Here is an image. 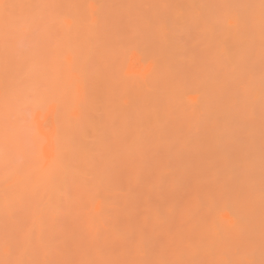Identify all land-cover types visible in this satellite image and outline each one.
<instances>
[{"label":"rangeland","instance_id":"rangeland-1","mask_svg":"<svg viewBox=\"0 0 264 264\" xmlns=\"http://www.w3.org/2000/svg\"><path fill=\"white\" fill-rule=\"evenodd\" d=\"M0 22V81H3L0 92L5 96L13 86L24 93L22 65L26 64L31 74L24 80L29 82L35 77L29 82L34 90L28 85L26 100L36 102L44 93L51 96L43 101L47 104L44 112L34 114L36 132L44 139L34 145L24 143L30 135L23 123L25 116L21 115L26 104L18 102L16 96L11 97V93L8 100L4 97V102L0 101V131L6 127L5 139L0 135L5 145H0V189L6 188L0 192L7 195L10 191L23 190L21 198L28 206L15 197L17 209L13 198L9 201L7 198L8 202L0 198V209L5 206L3 213L0 211V264H18L20 258L19 264L22 261L23 264H237L239 261L260 264L264 260V6L261 0H0ZM62 32L68 33L67 36L63 33L62 38ZM53 41L56 43L52 44ZM73 42L77 46L73 47ZM52 45L57 47V55H53L56 50H51ZM130 45L135 51L127 53ZM50 71L53 76L49 75ZM45 87L53 92L44 91H48ZM12 106L22 113L17 114ZM51 116L53 123L56 122L52 128L54 134L49 136L51 139H45L40 133L50 134ZM13 142H20V150L11 153L8 145ZM82 154L86 160L90 155L92 159L86 162ZM38 166L45 169L41 170L47 176L43 180L39 176V183L44 184L47 178V183H53L52 189L47 183L38 190L34 186L38 180L33 176L38 174L32 172ZM59 168L63 170L60 174ZM53 169L55 174L51 175ZM36 170L39 173V168ZM73 170L82 174L86 171L80 177L81 185L78 180L81 173L77 175V183ZM64 179L68 185L66 195L71 189V194L74 193L66 199L58 194L60 186V192L65 195L66 185L61 181ZM26 187L41 194L36 211L32 209L36 193L29 191L30 196ZM52 190L57 193L59 206L56 194L51 195V202L48 192ZM49 198L53 206L45 203L42 209ZM68 199L72 203L67 206ZM4 202L8 208L9 202L11 207L14 205V212L11 210L14 216L7 215ZM26 208L34 211V215L28 211L30 216L25 215ZM39 211L45 213L37 222L34 218L41 215ZM55 212L56 216H52ZM75 220L77 226L72 224ZM55 223L57 227L53 228ZM9 225L11 230L15 228L11 231ZM60 225L64 228L66 225L65 230L69 231ZM16 227L21 235L15 233ZM33 229L36 231L31 233ZM38 231L43 234L37 243Z\"/></svg>","mask_w":264,"mask_h":264},{"label":"bare ground","instance_id":"bare-ground-1","mask_svg":"<svg viewBox=\"0 0 264 264\" xmlns=\"http://www.w3.org/2000/svg\"><path fill=\"white\" fill-rule=\"evenodd\" d=\"M36 1H37V0H36ZM39 1H40V0H39ZM33 2H34V1H33ZM26 3H27V2H26ZM33 5H34V4H33ZM23 6H24V5H23ZM34 6H35V5H34ZM41 8H42V7H41ZM2 9H4V7H3ZM22 9H23V8H22ZM5 10H6V8H5ZM5 10H2V11H5ZM2 11H1V12H2ZM9 12H10V11H9ZM17 12H18V11H17ZM27 12H28V11H27ZM3 13H4V12H3ZM13 13H16V12L13 11ZM4 14H6V12H5ZM8 14H9V13H8ZM1 16H4V15H1ZM7 16H8V15H7ZM20 16H21V15H20ZM35 16H36V15H35ZM2 19H5V18H2ZM13 19H14V18H13ZM7 20H8V18H7ZM27 20H28V19H27ZM30 20H31V19H30ZM34 20H35V19H34ZM39 20H42V19H39ZM39 20H38V21H39ZM14 21H15V20H14ZM36 21H37V20H36ZM36 21H35V22H36ZM1 22H2V20H1ZM1 22H0V23H1ZM8 22H10V21L8 20ZM12 22H13V21H12ZM12 22H11V23H12ZM25 22H26V21H25ZM40 22H41V21H40ZM42 22H43V20H42ZM42 22H41V23H42ZM33 23H34V22H33ZM1 24L3 25L4 22H2ZM7 24H9V23H7ZM38 24H39V22H38ZM36 25H37V24H36ZM5 26H6V25H5ZM7 26H8V25H7ZM51 26H52V25H51ZM143 26H145V25L143 24ZM46 27L49 28V25L46 26ZM68 28H69V27H68ZM94 28H95V27H94ZM98 28H99V27H98ZM144 28H145V27H144ZM45 29H47V28H45ZM49 29H50V28H49ZM51 29H52V28H51ZM51 29H50V30H51ZM50 30H49V31H50ZM129 30H130V28H129ZM23 31H24V29H23ZM30 31H31V30H30ZM52 31H54V30H52ZM61 31H63V30H61ZM126 31H127V30H126ZM43 32H44V31H43ZM47 32H48V30H47ZM70 32H71V31H70ZM90 32H91V31H90ZM90 32H89V33H90ZM93 32H94V30H93ZM212 32H213V31H212ZM63 33H64V32H62V34L60 33L61 36L64 35V34H66V33H64V34H63ZM87 33H88V32H87ZM87 33H86V34H87ZM89 33H88V34H89ZM60 34H59V35H60ZM67 34H68V33H67ZM67 34H66V36H67ZM90 34H92V33H90ZM210 34H211V33H210ZM43 35H44V34H43ZM47 35H48V34H47ZM211 35H212V34H211ZM38 36H39V35H38ZM44 36H45V35H44ZM66 36H65V38H66ZM92 36H93V35H92ZM95 36H96V35H95ZM41 37H42V36H41ZM57 37L59 38V36H57ZM36 38H37V37H36ZM43 38H44V37H43ZM58 38H57V39H58ZM60 38H61V37H60ZM62 38H63V36H62ZM62 38H61V39H62ZM65 38H64V39H65ZM61 39H59V40L61 41ZM73 39H74V38H73ZM88 39H89V38H88ZM93 39H94V38H93ZM127 39H128V38H127ZM45 40H46V39H45ZM45 40H44V41H45ZM62 40H63V39H62ZM65 40H66V39H65ZM69 40H70V38H69ZM69 40H67V42H68ZM74 40H75V39H74ZM34 41H35V40H34ZM44 41H43V42H44ZM54 41H55V38H54ZM54 41H53L52 44H55V43H56V42H54ZM87 41H88V40H87ZM93 41H94V40H93ZM93 41H92V42H93ZM133 41H134V40H133ZM61 42H62L61 44H63V41H61ZM71 42H72V41H71ZM84 42H86V40H85ZM125 42H126V41H125ZM47 43H48V42H47ZM69 43H70V42H69ZM69 43H68V44H69ZM49 44H50V43H49ZM77 44H78V43H77ZM80 44H81V42H80ZM101 44H102V43H101ZM125 44H126V43H125ZM41 45H43V44H41ZM74 45H76V43L74 44V42H73V47H74ZM87 45H88V44H87ZM92 45H93V44H92ZM102 45H103V44H102ZM38 46H39V45H38ZM56 46H57V45H56ZM63 46L65 47L64 44H63ZM76 46H77V45H76ZM82 46H83V45H82ZM115 46H116V45H115ZM40 47H41V46H40ZM48 47H49V46H48ZM53 47H55V45H52V47L50 46V48H52L51 50H53V51L56 50L57 47H56V48H53ZM61 47H62V46H61ZM64 47H63V48H64ZM78 47H80V46H78ZM86 47H87V46H85V48H86ZM90 47H91V46H90ZM119 47H121V44H120ZM122 47H123V46H122ZM135 47H136V46H135ZM50 48H48V49H50ZM66 48H67V47H66ZM112 48H113V47H112ZM117 48H118V46H117ZM12 49H13V48H12ZM64 49H65V48H64ZM74 49H75V48H74ZM118 49H119V48H118ZM123 49H124V48H122V50H123ZM126 49H128V47H127ZM126 49H125V50H126ZM134 49H135V48H134ZM34 50H35V49H34ZM62 50H63V49H62ZM75 50H76V49H75ZM35 51H36V50H35ZM46 51H47V50H46ZM49 51H50V50H49ZM53 51H52V52H53ZM123 51H124V50H123ZM126 51H127V50H126ZM134 51H135V50H134ZM56 52H58V50H56L55 53L53 52V55H55V54L57 55ZM105 52H106V51H105ZM124 52H125V51H124ZM28 53H29V52H28ZM38 53H39V52H38ZM50 53H51V52H50ZM59 53H60V52H59ZM2 54H3V53H2ZM10 54H11V53H10ZM13 54L16 56L15 53H13ZM61 54H62V53H61ZM125 54H126V52H125ZM125 54H124V55H125ZM136 54H137V53H136ZM35 55H36V54H35ZM7 56H8V53H7ZM19 56H20V55H19ZM26 56H27V55H26ZM0 57H2V56H0ZM13 57H14V56H13ZM28 57H29V56H28ZM53 57H55V56H53ZM57 57H58V56H57ZM57 57H56V58H57ZM62 57H63V54H62ZM11 58H12V57H11ZM21 58H22V56H21ZM23 58H24V57H23ZM30 58H31V56H30ZM30 58H29V59H30ZM43 58H44V57H43ZM3 59H4V58H3ZM7 59H8V58H7ZM26 59H27V57H26ZM26 59H25V62H27ZM29 59H28V60H29ZM32 59H33V58H32ZM32 59H30V60L32 61ZM34 59H36L35 56H34ZM40 59H41V58H40ZM124 59L126 60V57H125ZM21 60H22V59H21ZM51 60H52V59H51ZM2 61H3V60H2ZM6 61H7V60H6ZM6 61H5V62H6ZM10 61H11V60H10ZM22 61H23V60H22ZM22 61H21V62H22ZM31 61H28V62H31ZM40 61H41V60H40ZM70 61H71V60H70ZM21 62H18V64H22ZM25 62H23V63H25ZM32 62H33V61H32ZM32 62H31V63H32ZM35 62H37V60H36ZM38 62H39V61H38ZM41 62H42V61H41ZM43 62H44V61H43ZM43 62H42V63H43ZM52 62H53V61H52ZM52 62H51V63H52ZM77 62H78V61H77ZM7 63H10V62L8 61ZM16 63H17V62H16ZM16 63H15V64H16ZM42 63H41V64H42ZM46 63H47V62H46ZM13 64H14V62H13ZM71 64H72V62H71ZM71 64H69V65H71ZM143 64H144V63H143ZM59 65H60V64H59ZM9 66H11V65H9ZM17 66H19V65H17ZM42 66H43V65H42ZM47 66H48V65H47ZM57 66H58V65H57ZM64 66H65V65H64ZM66 66H67V65H66ZM22 67L25 68V69L22 68V69L24 70V71H22V76H23V72L26 73V71L28 70L27 73H26V75H25V73H24V76L22 77L23 79L21 80V81H24L23 83H25V85H24V86H25V88H24V89H25L24 93H20L21 90H18V88H17V89L15 88V90H14V87L12 86V87L10 88V92H7L8 94L5 93V96H4L3 92H0V93H1V95H0V101L4 102V97H7L5 100H8V99L10 98V96H11V97L16 96L15 99H16L18 102L21 101V102H24L25 104H27V103H26L27 101H28V102L30 101V100H26V98L29 99V98H28V95H29V94H28V91L30 90V88H29L30 85H29V84L31 83V81H32L35 77L32 78V80L27 79V80H29L30 83L27 82V81H25V80H24V79H25L24 77H25V76L27 77V74H28V73L31 74V73H30L31 69L28 68V69L26 70V68H27L26 64H24V66L22 65ZM53 67H55V65H54ZM32 68H34V67H32ZM60 68H62V67H60ZM60 68H59V70H60ZM67 68H68V67H67ZM5 69H6V67H5ZM17 69H18V68H17ZM48 69H49V68H48ZM7 70H8V69H7ZM7 70H6V71H7ZM32 70H33V69H32ZM62 70H63V69H61V71H62ZM11 71H12V69H11ZM46 71H47V70H46ZM63 71H64V70H63ZM94 71H95V70H94ZM100 71H101V70H100ZM12 72H13V71H12ZM47 72H49V71H47ZM47 72H46V74H47ZM33 73H34V72H33ZM50 73H51V71H50ZM88 73H89V72H88ZM98 73H99V72H98ZM34 74H35V73H34ZM38 74H39V73H38ZM44 74H45V73H44ZM55 74H57V73H55ZM55 74H54V75H55ZM60 74H61V73H60ZM62 74H63V73H62ZM64 74H67V73H64ZM124 74H125V73H124ZM127 74H128V73H127ZM133 74H134V73H133ZM133 74H132V75H133ZM8 75H9V73H8ZM11 75H12V74H11ZM11 75H9V76H11ZM14 75H15V74H14ZM49 75H52V73L49 74ZM49 75H47V76H49ZM93 75H95V74H93ZM9 76H8V77H9ZM33 76H34V75H33ZM39 76H43V75H39ZM39 76H37V77H38V80L40 79V81H41L42 79L39 78ZM52 76H53V75H52ZM52 76H50V77H52ZM57 76H58V75H56V77H57ZM97 76H98V75H97ZM124 76H125V75H124ZM127 76H128V75H127ZM8 77H7V78H8ZM13 77H14V76H13ZM44 77L46 78V76H44ZM133 77H134V76H132V79H133ZM7 78H6V79H7ZM11 78H12V76H11ZM11 78H10L9 80H11ZM16 78H17V77H16ZM16 78H15V79H16ZM45 78H44V80H43L44 83H45ZM53 78H54V77H53ZM64 78H65V77H64ZM64 78H62V79H64ZM66 78H67V77H66ZM96 78H97V77H96ZM17 79H18V78H17ZM48 79H49V77H48ZM48 79H46V82L50 80V79H49V80H48ZM135 79H136V77H135ZM34 80H35V79H34ZM36 80H37V79H36ZM51 80H52V79H51ZM56 80H57V78H56ZM64 80H65V79H64ZM12 81H13V80H12ZM43 81H42V82H43ZM53 81H55V80L53 79ZM57 81H58V80H57ZM57 81H55V82H57ZM87 81H88V80H87ZM134 81H135V80H134ZM2 82H3V81H2ZM2 82L0 81V84H1ZM7 82H9V81H7ZM10 82H11V81H10ZM17 82H18V80H17ZM32 82H33V81H32ZM36 82H37V81H36ZM58 82H59V81H58ZM88 82H90V81H88ZM11 83H12V82H11ZM13 83H14V81H13ZM34 83H35V81H34ZM48 83L50 84L51 82H48ZM52 83H53V82H52ZM59 83H60V82H59ZM64 83H65V82H63V84H61V85H62V87H64V89H65ZM15 85H16V83H14V86H15ZM19 85H20V82H19ZM28 85H29V86H28ZM125 85H126V84H125ZM9 86H10V85H9ZM46 86H47V85H46ZM56 86H57V85H56ZM95 86H96V85H95ZM95 86H94V87H95ZM3 87H4V86H3ZM30 87H31V86H30ZM54 87H55V85H54ZM88 87H89V84H88ZM98 87H99V86H98ZM101 87H102V86H101ZM103 87H104V86H103ZM114 87H115V86H114ZM123 87H125V86H123ZM12 88H13V89H12ZM37 88H38V91H39V86L36 87V90H37ZM40 88H41V87H40ZM45 88H47V87H45ZM50 88H52V84L50 85ZM47 89H48V91H47V90H44V91H46V92H53V90L49 91V88H47ZM90 89H92V88L90 87ZM31 90H32V87H31ZM33 90H34V89H33ZM33 90H32V91H33ZM41 90H42V89H41ZM61 90H62V88H61ZM1 91H2V90H1ZM11 91H12V92H11ZM14 91H16V93H15ZM38 91L36 92V94L38 93ZM63 91H64V90H63ZM71 91H72V90H71ZM17 92H18V93H17ZM21 92H22V91H21ZM30 92H31V91H30ZM54 92H55V91H54ZM74 92H75V91H74ZM98 92H99V91H98ZM10 93H11V94H10ZM40 93H41V91L39 92V94H40ZM42 93H43V92H42ZM55 93H56V92H55ZM57 93H58V96H57ZM57 93L54 94V96H53L54 98H56L55 95H56L57 97H59V95H60V88L58 89ZM66 93H67V91H66ZM83 93H84V92H83ZM6 94H7V95H6ZM9 94H10V96H9V98H8V95H9ZM44 94H45V93H44ZM44 94H42V95H44ZM84 94H85V93H84ZM42 95H41V97H39L40 99H41V98H42V99L44 98L43 100L41 99V101H45L46 98L51 97V96H47V97H46V94H45L44 96H42ZM83 96H84V95H83ZM37 97H38V96H37ZM63 97H64V96H63ZM1 98H3V100H1ZM39 98H38V101H40ZM106 98H107V97H106ZM33 99H34V98H33ZM33 99H31V100H33ZM25 100H26V101H25ZM71 101H72V100H71ZM75 101H76V100H75ZM60 102H61V100H60ZM87 102H88V99H87ZM87 102H86V105H87ZM15 103H16V102H15ZM60 104H61V103H59V106H60ZM5 105H6V104H4L2 108H4ZM13 105H14V104H13ZM15 105H16V104H15ZM20 105H22V104L19 103V106H20ZM61 105H62V104H61ZM109 105H110V103H109ZM1 106H2V105H1ZM22 106H23V105H22ZM22 106H21V107H22ZM132 106H133V105H132ZM12 107H13V106H12ZM57 107H58V106H57ZM127 107H128V106H127ZM0 108H1V107H0ZM87 108H89V106H88ZM8 109H9V108H8ZM15 109H17V114H18V112H20V110H18V108H16V107H15V108L13 107L12 110H15ZM9 110H10V109H9ZM57 110H58V109H57ZM119 110H120V107H119ZM110 112H111V109H110ZM127 112H128V110H127ZM20 113H22V111H21ZM62 113H63V112H62ZM84 113H85V112H84ZM112 113H113V112H112ZM13 114H14V113H13ZM52 114H53V113H52ZM110 114H111V113H110ZM119 114H120V113H119ZM21 115H23V117H24V114H21ZM123 115H124V114H123ZM109 116H110V115H109ZM112 116H113V114H112ZM114 116H115V115H114ZM114 116H113V117H114ZM19 117H20V116H19ZM38 117H39V116H38ZM58 117H59V116H58ZM71 117H72V116H71ZM21 118H22V116H21ZM39 118H40V117H39ZM50 118H51V121H50ZM50 118H49V122H50V124H51L50 134L47 133L48 135H45V134H41V133H40V135L44 136L45 139H51L52 137L49 138V136L54 134V130H52V128H53L54 123L56 124V122L53 123V119H54V118H52V116H51ZM110 118H111V117H110ZM116 118H117V117H116ZM34 119H35V118H34ZM20 120H21V119H20ZM55 120H56V119H55ZM61 120H62V119H61ZM61 120H60V121H61ZM72 120H73V119H72ZM112 120H113V119H112ZM13 121H14V120H13ZM22 121H23V120H22ZM79 121H80V120H79ZM117 121H118V118H117ZM83 122H84V121H83ZM35 123H36V122H35ZM38 123H39V122H38ZM81 123H82V121H81ZM11 124H12V123H11ZM74 124H75V123H74ZM78 124H79V123H78ZM22 125H23V124H22ZM79 125H80V124H79ZM92 125H93V124H92ZM119 125H120V124H119ZM13 126H14V125H13ZM16 126H17V125H16ZM19 126H20V125H19ZM23 126H24V125H23ZM80 126H81V125H80ZM89 126H90V125H89ZM116 126H118V125H116ZM75 127H76V124H75ZM111 127H112V126H111ZM118 127H119V126H118ZM120 127H121V126H120ZM5 128H6V127H4V130H5ZM7 128H8V127H7ZM48 128H50V126H49ZM55 128H56V127H55ZM68 128H69V127H68ZM76 128H77V127H76ZM78 128H79V127H78ZM81 128H83V127L81 126ZM102 128H104V127L102 126ZM8 129H9V128H8ZM4 130L1 129V131H0V135H1L2 138H3V136H4V139H5V136H6V133H5V132H6V131L4 132ZM16 130H17V128L15 129V131H16ZM37 130H38V129H37ZM51 130H52V131H51ZM62 130H63V129H62ZM81 130H82V129H81ZM96 130H97V124H96L95 131H96ZM12 131H13V130H12ZM22 131H23V129H22ZM39 131H40V129H39ZM84 131H85V130H84ZM7 132H9V130H8ZM37 132H38V131H37ZM66 132H68V131H66ZM66 132H65V133H66ZM92 132H93V129H92ZM92 132H91V133H92ZM9 133H10V132H9ZM10 134H12V133H10ZM77 134H78V133H77ZM77 134H76V135H77ZM81 134H82V133H81ZM111 134H112V130H111ZM8 135H9V134H8ZM8 135H7V138H8ZM69 135H70V134H69ZM101 135H102V131H101ZM12 136L14 137V131H13V135H12ZM12 136H11V139H13ZM64 136H65V135H64ZM66 136H67V134H66ZM84 136H85V134H83V137H82L83 139H84ZM97 136H98V135H97ZM109 136H110V135H109ZM1 137H0V138H1ZM99 137H100V136H99ZM99 137H97V140H96V143H97V144H98V141H99V140H98ZM110 137H111V136H110ZM112 137H113V136H112ZM80 138H81V137H79L78 139H80ZM102 138H103V137H102ZM4 139H2V140H4ZM40 139H41V138H40ZM73 139H74V138H73ZM8 140H9V139H7L6 141L8 142ZM81 140H82V139H81ZM100 140H101V139H100ZM108 140H109V138H108ZM108 140H107V141H108ZM41 141H42V139H41ZM43 141H44V139H43ZM43 141H42V142H43ZM49 141H50V140H49ZM55 141H56V140H55ZM77 141H78V140H77ZM101 141H102V140H101ZM103 141H104V138H103ZM0 142H1V140H0ZM2 142H3V141H2ZM2 142L0 143V145H3ZM117 142H118V140H117ZM8 143H9V142H8ZM8 143H6V145H8ZM19 143H20V142H19ZM19 143H18V144H19ZM21 143H22V142H21ZM56 143H57V141H56ZM65 143H66V142H65ZM86 143H87V141H86ZM58 144H59V143H58ZM101 144H102V142H101ZM9 145H10V144H9ZM9 145H8V146H9ZM74 145H75V144H74ZM74 145H73V146H74ZM84 145H85V143H84ZM84 145H83V146H84ZM99 145H100V143H99ZM130 145H131V144H130ZM4 146H5V145H3L2 147H4ZM8 146H7V147H8ZM24 146H25V145H24ZM101 146H102V145H101ZM107 146H108V145H107ZM7 147H6V150H7ZM86 147L88 148L87 145H86ZM98 147H99V146H98ZM57 148H58V147H57ZM66 148H67V147H66ZM100 148H101V147H99V151H100ZM47 149H48V148H47ZM59 149H60V148H59ZM73 149H74V148H73ZM89 149L92 151V149H91L90 147H89ZM102 149H103V147H102ZM106 149H107V147H106ZM106 149H105V150H106ZM84 150H85V153H86V148H85ZM3 151H4V150H3ZM41 151H42V149H41ZM41 151H40V153H41ZM71 151H72V150H71ZM75 151H76V150H75ZM81 151H82V149H81ZM125 151H126V150H125ZM1 152H2V149H1ZM48 152H49V151H48ZM58 152H59V151H58ZM66 152H67V151H65V154H66ZM87 152H89V150H87ZM102 152H103V150H102ZM4 153H5V152H4ZM11 153H12V152H11ZM24 153H25V152H24ZM30 153H31V152H30ZM90 153H91V152H90ZM111 153H112V152H111ZM7 154H8V153H7ZM7 154H5V155H7ZM41 154H42L41 156H43V152H42ZM47 154H48V153H47ZM50 154H51V153H49V155H50ZM71 154H72V153H71ZM79 154H80V153H79ZM92 154H93V153H91V155H92ZM82 155H83V157H84V154H82ZM82 155H81V156H82ZM91 155H90V157H91ZM1 156H2V155H1ZM9 156H10V155H9ZM56 156H57V155H56ZM63 156H64V155H63ZM79 156H80V155H79ZM87 156H88V155H87ZM96 156H97V155H96ZM120 156H122V155H120ZM134 156H135V155H134ZM90 157H89V159H92V157H91V158H90ZM94 157H95V154H94ZM137 157H138V156H137ZM6 158H7V157H6ZM44 158H45L46 161H47V157H46L45 152H44ZM49 158H50V157H49ZM52 158H53V157H52ZM57 158H58V157H57ZM80 158H81V157H80ZM1 159H2V158L0 157V161H1ZM30 159H31V158H30ZM59 159H60V157H59ZM73 159H74V158H73ZM75 159L77 160L78 158L75 157ZM82 159H83V158H82ZM82 159H81V160H82ZM84 159L86 160V157H84ZM89 159H88V157H87V160H89ZM36 160H37V159H36ZM63 160H64V159H63ZM69 160H70V158H69ZM87 160H86V162H87ZM99 160H100V157H99ZM113 160H114V159H113ZM7 161H8V160H7ZM9 161H11V159H10ZM9 161H8V162H9ZM54 161H55V160H54ZM57 161H58V160H57ZM78 161L80 162V160H78ZM110 161H111V160H110ZM134 161H135V160H134ZM136 161H137V159H136ZM2 162H3V160H2ZM48 162H49V161H48ZM62 162H63V161H62ZM64 162H65V161H64ZM73 162H74V161H73ZM86 162L84 163V165L86 164ZM91 162L93 163V160H92ZM0 163H1V162H0ZM51 163H53V160H52V159H51ZM54 163H55V162H54ZM88 163H90V162H88ZM47 164H49V163H47ZM56 164L59 165L58 162H57ZM56 164H55V166H56ZM66 164H67V163H66ZM117 164H118V163H117ZM32 165H33V164H31V166H32ZM63 165H64V163H63ZM84 165H83V166H84ZM114 165H115V164H114ZM14 166H15V165H14ZM26 166H27V165H26ZM67 166H69V162H68ZM91 166H92V165H91ZM11 167H12V166H11ZM15 167H16V166H15ZM22 167H23V166H22ZM22 167H21V168H22ZM47 167H48V166H47ZM51 167H52V166H51ZM65 167H66V166H65ZM89 167H90V164H89ZM36 168H39V173H37L38 171L36 170ZM36 168H34L36 172L34 171V169H30V170H31V171H34V172H32L34 175H35V174H38L37 177H36V176H33V177H35V181L38 180V184H37V183L34 184V186H36V187H37L36 189L38 190L39 186H43V185H45V183H47V178H46V182H45L44 184H43L42 182L39 183V179L43 180V178L46 176V175H44V173H42V170H41V169H43V172H44L45 169H44V168H41V169H40V166H38V167H36ZM45 168H46V167H45ZM80 168H81V167H80ZM28 169H29V168H28ZM28 169H27V170H28ZM61 169H63V166H61ZM64 169H65V171H67L66 168H64ZM64 169H63V170H64ZM86 169H87V168H86ZM91 169H92V168H91ZM50 170H51V169H50ZM63 170H62V171H63ZM79 170H80V169H79ZM113 170H114V169H113ZM56 171H57V170H56ZM59 171H61L60 168H59V170H58V174H60ZM62 171H61V172H62ZM65 171H64V173H66ZM73 171L76 173V175L74 174V176H76V181H77V175H78V173H79V175H80V173H81V175L79 176V179H78V180H80V177H81L82 175L84 176V174H86V173H85L86 171H85L83 174H82V172H80V171H79L78 173H77V171H75V170H73ZM82 171H83V169H82ZM51 172H52V171H51ZM87 172H88V171H87ZM30 173H31V172H30ZM30 173H29V174H30ZM64 173H62V174H64ZM68 173H69V172H68ZM89 173H90V172H89ZM25 174H26V173H25ZM45 174H46V173H45ZM52 174H55L54 169H53V172L51 173V175H52ZM70 174H73V173H72V170H71ZM42 175H43V177H42ZM49 175H50V173H49ZM51 175H50V177H51ZM56 175H57V174H56ZM56 175H54L55 178H56ZM64 175H65V174H64ZM39 176H40V177H39ZM68 176H70V175L68 174ZM68 176H67V179H68ZM72 176H73V175H72ZM31 177H32V176H31ZM38 177H39V179H37ZM46 177H47V176H46ZM57 177H58V175H57ZM63 177H64V176H62V178H63ZM85 177H86V176H85ZM110 177H111V176H110ZM29 178H30V177H29ZM52 178H53V177H52ZM52 178H51V180H52ZM62 178H61V179H62ZM65 178H66V177H65ZM74 178H75V177H73V179H74ZM88 178H90V176H89ZM21 179H22V178H21ZM25 179H26V178H25ZM32 179H33V178H31V180H32ZM53 179H54V178H53ZM51 180H50V183H52ZM64 180H65V179H64ZM69 180H70V182H71L72 178L69 179ZM83 180H84V179H83ZM20 181H21V180H20ZM61 181L64 183V185H66V187H64V185H63L64 190H65V195H64V192H63V193L60 192V191H61V189H60L61 187H60V186H59V190H60V191H58V194H59L60 196H61V195L65 196L64 198L66 199V196L68 195V194L66 195V192H67L66 188L68 187V185L65 183L66 180H65V181L61 180ZM109 181H111V180H109ZM17 182H19V181H17ZM33 182H34V181H33ZM57 182H58V180H57ZM70 182H69V183H70ZM73 182H75V181H73ZM80 182H81V183H80V185H81V184H82V178H81ZM24 183H25V182H24ZM59 183H60V181H59ZM67 183H68V182H67ZM77 183H79V182L77 181ZM25 184H26V183H25ZM48 184H49V183H47V185H48ZM61 184H62V183H61ZM107 184H108V183H107ZM31 185H32V184H31ZM49 185H50V184H49ZM52 185H53V183L50 185V189L53 188V187H51ZM55 185H56V184H55ZM96 185L98 186V183H97ZM96 185H95V186H96ZM22 186H23V185H22ZM27 186H29V184H28ZM78 186H79V185H78ZM78 186H77V187H78ZM17 187H18V185H17ZM32 187H33V186H32ZM32 187H30V190L27 189V188H29V187H26V189L28 190V192H29V191H30V192L32 191V189H33ZM63 187H62V191H63ZM75 187H76V185H75ZM100 187H101V185H100ZM3 188L5 189L6 187H3ZM3 188L0 189L1 192H3ZM24 188H25V187H24ZM31 188H32V189H31ZM45 188H46V187H45ZM45 188H43V189H45ZM47 188H48V186H47ZM47 188H46V189H47ZM20 189H21V187H20ZM36 189L34 188L33 191H34V193H36V198H37V200H38V198H40L41 194H40V192H38V194H37V192L35 191ZM50 189H49V191H50ZM10 190H11V189H10ZM14 190H15V189H14ZM40 190H41V189H40ZM57 190H58V189H57ZM84 190L86 191V189H84ZM5 191H6V190H5ZM18 191L20 192V190L13 191V192L10 191V192L7 193V195H6V193H4L5 195H3V194L0 192V194H1V195H0V198H1V200L3 199V200H5V201L7 200V198H8V201H9V199L13 198V199H12V202H13V201H14V198L16 197V199L18 200V202H19V201H20V202L23 201V203H21V204H25L26 202L24 203V200H22L23 197L21 198V196L23 195V194L21 195V192L24 193L23 190H21L20 193H19ZM24 191H25V190H24ZM33 191H32V192H33ZM43 191H44V190H42V193H43ZM77 191H79V189H78ZM88 191L90 192L91 189H88ZM88 191H87V192H88ZM102 191H103V190H102ZM102 191H101V192H102ZM15 192H16V195H15ZM25 192H26V191H25ZM30 192H29V194H30ZM53 192H54V191L52 190V193H53ZM68 192H70V191L68 190ZM71 192H73L72 189H71ZM71 192H70V194H71ZM81 192H82V190H81ZM99 192H100V191H99ZM105 192H106V190H105ZM105 192H104V193H105ZM44 193H45V191H44ZM52 193H51V192H48V195L50 194V196H51V195H54V196H55V194H56V198H57V193H56V192H55V194H54V193L52 194ZM78 193H80V192H78ZM12 194H13V196H12ZM18 194H19V196H18ZM27 194H28V193H27ZM70 194L68 195V197L70 196ZM72 194H73V196H74V193H72ZM72 194H71V195H72ZM76 194H77V193H76ZM83 194H84V193H83ZM86 194H87V193H86ZM42 195H43V194H42ZM59 195H58V196H59ZM1 196H2V197H1ZM24 196H27V195H24ZM30 196H31V194H30ZM30 196H28V198H29ZM32 196H33V193H32ZM37 196H38V197H37ZM54 196H53V197H54ZM75 196H76L77 200L79 201L77 195H75ZM88 196H89V195L87 194V197H88ZM5 197H6V198H5ZM43 197H44L43 200H45V195H44ZM43 197H42V198H43ZM68 197H67V198H68ZM107 197H108V196H107ZM24 198H25V197H24ZM33 198H35V195H34ZM36 198H35V199H36ZM46 198H48V197H46ZM64 198L61 197L60 199H62V201H63ZM71 198H72V197H71ZM108 198H109V197H108ZM108 198H107V200H108ZM30 199H31V197L29 198V200H30ZM35 199H34V201H33V202L35 203V206L32 204V209H33V210H34L35 207L37 208V207H38V206H37L38 203H40L39 200H38L39 202H36ZM52 199H53V198H52V196H51V202H52ZM73 199H74V198H73ZM81 199H82V198H81ZM29 200H28V202H29ZM40 200H42V199L40 198ZM74 200H75V199H74ZM88 200H89V199H88ZM88 200H87V201H88ZM8 201H6V202H8ZM15 201H16V200H15ZM55 201H56V199H55ZM58 201H59V198H57V204H58ZM66 201H67V200H66ZM71 201H72V200H71ZM71 201L69 202V199H68V202H66V203H67V206H68L69 203H70V205H71V203H72ZM6 202L3 203V206H4V205H7ZM31 202H32V200H31ZM49 202H50V198L47 199L46 202H44V204L41 203V204H42V209L44 208L45 203H46V205H47V204L50 205L51 203H49ZM59 202H60V201H59ZM74 202H75V201H74ZM9 204H10V207L8 208V205H7V208H8L10 211H8V209L6 208L7 215L14 216V215H12V213H11V210H12V208H14V205H13V207H11V203H10V202H9ZM13 204L16 205V203H14V202H13ZM27 204H29V203H27ZM54 204H55V202H54ZM73 204H74V203H73ZM73 204H72V206H73V208H74V205H73ZM25 205H26V204H25ZM30 205H31V203H30ZM39 205H40V204H39ZM51 205H52V204H51ZM55 205H56V204H55ZM55 205H54V206H55ZM76 205H77V204H76ZM17 206H18V205H16V208H17ZM23 206H24V205H23ZM26 206H27V205H26ZM33 206H34V207H33ZM52 206H53V205H52ZM58 206H59V204H58ZM60 206H61V205H60ZM72 206H71V208H72ZM81 206H82V205H81ZM20 207H21V206H20ZM27 207H28V206H27ZM40 207H41V205H40ZM69 207H70V206H69ZM29 208H31V207L29 206ZM36 208H35L34 211H36ZM38 208H39V207H38ZM50 208H51V207H50ZM63 208H64V207H63ZM73 208H72V209H73ZM79 208H80V207H79ZM3 209L5 210V206H4V208L2 207V209H0V211L2 210V213H3ZM17 209H19V208H17ZM26 209H27V208H26ZM26 209L24 210V211L26 212L25 215H29V214H27L28 209H27V210H26ZM32 209H31V210H32ZM42 209H41V210L39 209V210L42 211ZM45 209H46V208H45ZM47 209H48V208H47ZM65 209H66V208H64V210H65ZM81 209H82V208H81ZM53 210H55V209L53 208L52 211H53ZM62 210H63V209H62ZM73 210H74V209H73ZM73 210H72V211H73ZM75 210H76V209H75ZM21 211L23 212V209H22V208H21ZM34 211H33V212L28 211V213H30V212L33 213V214H32V216H33V215H34ZM40 211H39V214H41V215H38V214L35 212V213L37 214L38 217H36V215H35V218H34V219H36L37 222H38V220L40 219V217L46 212V210H45L44 213H43V212L40 213ZM52 211H51V213H52ZM84 211H85V210H84ZM8 212H9L10 214H9ZM12 212H14V210H12ZM47 212L50 213V210L47 211ZM69 212H70V209H69V211H68L67 213H69ZM74 212H75V211H74ZM57 213H58V212H57ZM59 213H60V212H59ZM13 214H14V213H13ZM62 214H63V213H62ZM69 214H70V213H69ZM99 214H100V213H99ZM99 214L97 213L98 217H99ZM53 215L56 216V212L53 213L52 216H53ZM59 215H60V214H59ZM65 215H66V214H65ZM74 215H75V214H74ZM4 216H5V214H4ZM29 216H30V215H29ZM66 216H67V215H66ZM68 216H69V215H68ZM76 216H78L77 213H76ZM81 216H82V215H81ZM48 217H49V215H48ZM50 217H51V215H50ZM63 217H64V216H63ZM26 218H27V216H26ZM26 218L24 217L25 221H26L27 219H29V218H27V219H26ZM59 218H60V217H59ZM70 218H71V216H70ZM72 218H73V214H72ZM72 218H71V221H72ZM82 218H83V216H82ZM4 219H5V218H4ZM6 219H8V218H6ZM9 219H10V218H9ZM34 219H33V220H34ZM63 219H64V218H63ZM66 219H67V217H66ZM74 219H75V216H74ZM100 219H101V218H100ZM11 220H12V219H11ZM14 220H15V219H14ZM21 220H23V217L21 218ZM29 220H30V219H29ZM29 220H27V222H28ZM33 220H32V221H33ZM42 220H43V219H42ZM76 220H77V219H76ZM76 220H75L74 222H72V224H75V225L77 226V224H76ZM78 220H79V219H78ZM78 220H77V221H78ZM17 221H18V219H17ZM36 221H35V222H36ZM71 221H69V222H71ZM92 221H93V220H92ZM21 222H22V221H21ZM21 222H20V223H21ZM37 222H36V223H37ZM51 222H53V221H51ZM11 223H12V222H11ZM15 223L17 224V222H15ZM20 223H19V224H20ZM22 223H23V222H22ZM36 223H35V224H36ZM96 223H97V222H96ZM29 224H30V223H28V225H29ZM35 224H34V226H35ZM38 224H39V228H40L41 225H40V223H38ZM52 224H53V223H52ZM59 224H60V223H59ZM78 224H79V223H78ZM93 224H94V226L96 225L95 222H93ZM93 224H92V226H93ZM12 225H13V224H11V226H12ZM24 225H25V222H24ZM49 225H50V224H49ZM67 225H68V223H67ZM75 225H74V227H75ZM9 226H10V225H9ZM9 226H8V227H9ZM11 226L9 227V228H10L9 230H11ZM16 226H17V225H16ZM22 226H23V225H22ZM31 226H32V228H33V224H32ZM60 226H61V225H60ZM79 226H80V224H79ZM84 226H85V225H84ZM84 226H83V227H84ZM97 226H98V225H97ZM103 226H104V225H103ZM105 226H106V225H105ZM20 227H21V226H20ZM35 227H36V226H35ZM48 227H49V226H48ZM52 227H53V228L57 227V224L55 223V225H54V226L52 225ZM62 227L64 228L63 225L61 226V228H62ZM81 227H82V226H81ZM14 228H15V226H14ZM14 228L12 227V230H13ZM23 228L26 229L25 226H24ZM36 228H38V227H36ZM65 228H66V225H65ZM65 228H64V230H65ZM5 229H6V228H5ZM16 229H17V230L15 231V233L18 231L19 235H21V234H20V230L18 229V227H16ZM40 229H42V227H41ZM40 229H39V231H41ZM77 229H78V228H77ZM94 229H95V228H94ZM3 230H4V229H3ZM12 230H11V231H12ZM37 230H38V229H37ZM52 230H53V229H52ZM60 230H61V229H60ZM71 230H72V229H71ZM73 230H74V229H73ZM85 230H86V229H85ZM95 230H96V229H95ZM23 231H24V230H23ZM23 231H22V233H23ZM34 231H36V229H33V231H31V233H33ZM39 231H38V234H40ZM65 231H66V230H65ZM67 231H69L68 228H67ZM67 231H66V232H67ZM81 231H82V229H81ZM101 231H102V230H101ZM42 232H43V231H42ZM79 232H80V231H79ZM79 232H78V233H79ZM91 232H92V231H91ZM95 232H96V231H95ZM18 233H17V234H18ZM59 233H60V232H59ZM5 234H6V233H5ZM5 234H4V235H5ZM9 234H10V233H9ZM9 234H6V235H9ZM11 234H12V233H11ZM41 234H43V233H41ZM41 234L38 235V236H37V235L35 236L36 241L38 240V239H37L38 237H41ZM72 234H73V233H72ZM85 234H86V232H85ZM96 234H97V233H96ZM28 235H29V234H27V236H28ZM44 235H45V234H44ZM50 235H51V234H50ZM59 235H60V234H59ZM83 235H84V234H83ZM3 237H4V236H3ZM28 237H29V236H28ZM76 237H77V236H76ZM95 237H96V236H95ZM18 238H19V237H18ZM43 238H44V236H43ZM54 238H55V237H54ZM56 238H57V236H56ZM29 239H30V238H29ZM29 239H28V240H27V239H23V240L30 241ZM31 239H32V238H31ZM50 239H51V238H50ZM58 239H60V238L58 237ZM23 240H22V241H23ZM34 240H35V239H34ZM76 240H77V239H76ZM17 241H18V240H17ZM82 241H83V239H82ZM38 242H39V240L37 241V243H38ZM86 242H87V241H86ZM18 243H19V242H18ZM23 243H24V242H23ZM57 243H58V241H57ZM61 243H62V245H63V242H61ZM75 243H77V242L75 241ZM84 243H85V242H84ZM39 244H40V246H41L42 242H40ZM77 244H78V243H77ZM79 244L83 246L82 243L79 242ZM88 244H90V243H88ZM20 245H21V247L23 248L22 244H20ZM23 245H25V244H23ZM26 245H28V244H26ZM30 245H31V243H30ZM37 245H38V244H37ZM59 245H60V243H59ZM62 245H61V246H62ZM84 245H85V244H84ZM102 245H103V244H102ZM40 246H39V250H40ZM45 246H46V244L44 243V247H45ZM25 247H26V246H25ZM28 247H29V245H28ZM31 247H33V245H32ZM54 247H55V246H54ZM83 247H84V246H83ZM42 248H43V247H42ZM79 248H80V247H79ZM95 248H96V246H95ZM24 249H25V248H24ZM48 249H49V248H47V251H49ZM66 249H67V247H66ZM86 249H87V247H86ZM86 249H85V250H86ZM89 249H90V248H89ZM20 250H21V249H20ZM25 250H26V249H25ZM64 250H65V249H64ZM67 250H68V249H67ZM18 251H19V250H18ZM22 251H23V249H22ZM26 251H28V250H26ZM44 251L46 252V250H44ZM44 251H42V253H43ZM72 251H74V249H73ZM72 251H71V252H72ZM83 251H84V250H83ZM86 251H87V250H86ZM20 252H21V251H20ZM69 252H70V250H69ZM79 252H80V250H79ZM26 253H27V252H26ZM76 253H77V252H76ZM76 253H75V254H76ZM0 254H1V253H0ZM24 254H25V253H24ZM30 254H31V252H30ZM9 255H10V254H9ZM12 255H13V254H12ZM56 255H57V254H56ZM21 256H23V255L21 254ZM27 256H28V254H27ZM42 256H43V258H44V255H42ZM42 256H41V257H42ZM77 256H78V253H77ZM53 257H54V256H53ZM73 257H74V256H73ZM97 257H98V256H97ZM99 257H100V256H99ZM5 258H7V256L5 257V255H4V259H5ZM16 258H17V256H16ZM19 258H20V255H19L18 259H16V260H19ZM29 258H30V257H29ZM43 258H41V260H42ZM51 258H52V257H51ZM64 258H65V256H64ZM11 259H12V258H11ZM23 259H24V258H23ZM23 259H22V260H23ZM69 259H71V258H69ZM99 259H100V258H99ZM74 260H75V259H74ZM127 260H129V257L127 258ZM20 261H21V258H20V260H19L17 263L19 264ZM31 261H32V260H30V262H31ZM53 261H54V259H53ZM12 262H14V259H13ZM56 262L58 263V261H56ZM14 263H15V262H14ZM71 263H72V260H71ZM10 264H12V263L10 262ZM20 264H21V263H20ZM22 264H23V261H22ZM25 264H26V262H25ZM48 264H49V262H48ZM50 264H51V263H50ZM54 264H55V263H54ZM61 264H62V263H61ZM66 264H67V263H66ZM68 264H69V262H68Z\"/></svg>","mask_w":264,"mask_h":264},{"label":"snow or ice","instance_id":"snow-or-ice-1","mask_svg":"<svg viewBox=\"0 0 264 264\" xmlns=\"http://www.w3.org/2000/svg\"><path fill=\"white\" fill-rule=\"evenodd\" d=\"M261 4H262V6H264V0H261ZM134 50H135L134 47L130 45L127 49V53H131ZM46 107H47V104H46V102H43V101H36V102L29 101L26 104V106H25L26 110L24 113L25 119H24L23 123L27 126V128L30 132V135L27 138V140L24 141V143H27L29 145H34V143L40 139V137H39V135L35 129L33 117H34L35 112L39 111L42 113V112H44ZM10 115H11V113H10ZM19 150H20V144H18L16 142L11 143L8 147L9 152L19 151ZM237 264H255V262L254 261H239V262H237ZM260 264H264V260H262L260 262Z\"/></svg>","mask_w":264,"mask_h":264}]
</instances>
